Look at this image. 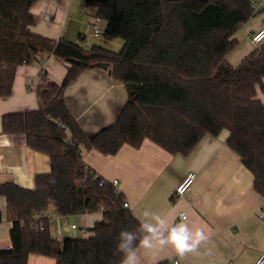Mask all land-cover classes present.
Masks as SVG:
<instances>
[{
	"label": "trees",
	"instance_id": "trees-1",
	"mask_svg": "<svg viewBox=\"0 0 264 264\" xmlns=\"http://www.w3.org/2000/svg\"><path fill=\"white\" fill-rule=\"evenodd\" d=\"M31 1L0 0V97L12 94L18 68L40 55L67 62L68 71L60 84L42 74V107L1 115L2 129L25 135L31 148L48 154L51 170L35 176L33 189L0 183V196L16 214L12 247L0 249V264H28L30 254L57 264H120L118 235L137 230L140 221L121 191L101 184L83 150L115 155L125 144L139 148L150 139L172 154L188 155L206 135L226 129L227 144L264 196V102L258 97L264 46L237 65L228 60L239 45L235 33L256 15L251 0H87L107 23L104 38L123 41L118 51L34 32ZM92 68L110 70L128 91L115 122L96 132L82 128L65 100L68 85ZM51 204L60 216L101 211L103 217L88 237L60 241L51 233V219L38 216Z\"/></svg>",
	"mask_w": 264,
	"mask_h": 264
},
{
	"label": "crops",
	"instance_id": "crops-1",
	"mask_svg": "<svg viewBox=\"0 0 264 264\" xmlns=\"http://www.w3.org/2000/svg\"><path fill=\"white\" fill-rule=\"evenodd\" d=\"M89 7L87 0H32L30 11L37 22L31 29L52 39L78 42L86 49L94 45L114 50L122 47L123 42L102 41L92 32L96 26L105 30L107 23L96 17L95 7ZM259 14L235 33L239 45L228 55L231 64H239L260 44L264 46V39L259 43L251 39L264 27V11ZM67 71L68 63L51 54L40 55L33 64L21 65L12 94L0 97V115L42 107L46 86L42 74L46 72L49 80L60 84ZM258 97L264 102V91L259 90ZM127 98L124 83L104 68L82 72L65 91L69 109L88 132L115 122ZM228 136L226 129L218 136L206 135L188 155L172 154L150 139H145L139 148L125 144L115 155L83 150L85 163L103 179L119 181L118 189L139 221L145 219L142 211L149 209L170 224L183 219L193 232L199 229L206 237L195 251L183 256L171 245L139 249L143 264L175 259L179 264H252L264 253V219L260 216L264 196L254 187L253 172L227 144ZM0 155V183L15 182L33 189L35 176L51 170L48 154L31 148L25 135L7 133L1 125ZM190 171L196 173L194 184L183 196H176L178 184ZM42 213L51 219V233L60 241L89 236L91 232L85 234L83 229H91L103 217L101 211L81 213L69 216L70 223L65 224L53 204ZM15 220V212L0 196V249L12 247L10 230ZM28 264H57V260L30 254Z\"/></svg>",
	"mask_w": 264,
	"mask_h": 264
},
{
	"label": "clouds",
	"instance_id": "clouds-1",
	"mask_svg": "<svg viewBox=\"0 0 264 264\" xmlns=\"http://www.w3.org/2000/svg\"><path fill=\"white\" fill-rule=\"evenodd\" d=\"M142 217L145 219L140 220L137 230L121 229L118 235L116 252L121 255L120 264H143L138 250L157 246L171 245L178 255L183 256L195 251L206 239L201 230L193 232L183 219L170 224L166 218L149 209L142 211ZM137 231L143 234L138 237Z\"/></svg>",
	"mask_w": 264,
	"mask_h": 264
},
{
	"label": "built area",
	"instance_id": "built-area-1",
	"mask_svg": "<svg viewBox=\"0 0 264 264\" xmlns=\"http://www.w3.org/2000/svg\"><path fill=\"white\" fill-rule=\"evenodd\" d=\"M251 2H252L253 11L255 14H259L264 11V0H251ZM103 32L104 30L100 28L99 26L95 27V30H94L95 35L103 34ZM251 39L254 43L261 42L264 39V27L260 29L259 31H257L256 33H254ZM0 123H1V115H0ZM62 126L65 127L64 125ZM0 158H1V155H0ZM195 180H196V173L193 171L188 172L178 184L175 190V195L178 197L183 196L190 189V187L194 184ZM104 182L112 183L116 187V189L119 190L118 180L108 181V180L103 179L101 181V184H103ZM124 205L125 207H129V203L127 201H125ZM38 216L45 217L43 213L38 214ZM260 216L264 219V207L260 211ZM62 217H63V222L65 224L70 223L69 216H62ZM182 217L186 219L187 215L183 213ZM71 226L73 228H76L77 224L71 223ZM44 228H45L44 225H40L37 229H44ZM83 230L85 231V234H88L87 228H84ZM170 264H179V260L175 259L173 261H170ZM252 264H264V253L260 254L259 257Z\"/></svg>",
	"mask_w": 264,
	"mask_h": 264
},
{
	"label": "rangeland",
	"instance_id": "rangeland-1",
	"mask_svg": "<svg viewBox=\"0 0 264 264\" xmlns=\"http://www.w3.org/2000/svg\"><path fill=\"white\" fill-rule=\"evenodd\" d=\"M90 7H94V6H91V5H90ZM90 7H89V8H90ZM259 15H261V14H259ZM241 29H242V27L239 28V30H241ZM239 30H238V31H239ZM92 32L94 33L93 29H92ZM96 37H97V36H96ZM99 38L102 39V41H108V40H106V39L104 38V36H103L102 34H100ZM117 41H121V42H123L121 39H117V40H115V42H113V43H116ZM261 46H262V44L259 45V47H261ZM121 48H122V47H120V48H118V49H116V50L118 51V50H120ZM113 50H114V49H113ZM87 236H88V235H82V237H84V238H86Z\"/></svg>",
	"mask_w": 264,
	"mask_h": 264
},
{
	"label": "water",
	"instance_id": "water-1",
	"mask_svg": "<svg viewBox=\"0 0 264 264\" xmlns=\"http://www.w3.org/2000/svg\"><path fill=\"white\" fill-rule=\"evenodd\" d=\"M110 73H111V71H110Z\"/></svg>",
	"mask_w": 264,
	"mask_h": 264
}]
</instances>
